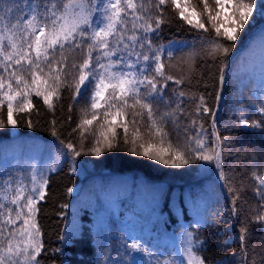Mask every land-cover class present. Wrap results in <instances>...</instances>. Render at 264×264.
<instances>
[{
  "label": "snow or ice",
  "instance_id": "snow-or-ice-1",
  "mask_svg": "<svg viewBox=\"0 0 264 264\" xmlns=\"http://www.w3.org/2000/svg\"><path fill=\"white\" fill-rule=\"evenodd\" d=\"M255 5L256 0H0V129L15 128L17 116L30 115L34 97L55 115L63 92L70 91L73 103L79 102L77 97L86 102L69 133L78 137L79 146L75 140H60L67 152L59 154L72 162L71 171H76L75 158L85 154L89 137L86 154L94 156L123 143L131 144L133 154L164 165L181 167L203 161L214 164L231 197V213L238 216L241 209L237 202L243 199L247 185L224 170L221 149L229 138L216 128V111L200 95L195 117L184 127L183 140L174 142L169 125L179 129L182 117L191 113L183 107L188 95L183 87H173L171 96L167 90L170 82L182 86L193 79L201 53L214 58L227 56L255 18ZM169 8L175 17L168 16ZM174 20L198 35L200 52H185L188 46L181 41L157 43L164 27ZM177 52L182 55L177 57ZM178 66L182 70L174 75L171 69ZM225 66L220 69L221 82ZM257 96L259 103L252 107L259 118L250 120L241 109L239 126L264 130V87ZM68 111L72 112L71 104ZM205 114L212 121L211 133L200 122ZM68 120L72 121L71 115ZM50 123L52 135L59 138L57 120ZM25 126L32 128V120H26ZM142 128L150 139H144ZM256 159L253 155L250 161L255 182L251 191L258 203L252 208L251 220L240 225L242 264H257L256 257L249 260L246 247L250 225L264 228V165ZM55 170L53 163L48 171ZM48 183L45 171L35 165L27 172L17 171L0 179V264H41L45 244L38 205L45 199ZM202 223L203 218L198 219L196 228ZM205 245L198 231H186L184 259L173 257L157 264H207L199 254ZM126 247L146 252L135 240ZM133 264L138 262L133 260ZM259 264H264V256Z\"/></svg>",
  "mask_w": 264,
  "mask_h": 264
},
{
  "label": "trees",
  "instance_id": "trees-1",
  "mask_svg": "<svg viewBox=\"0 0 264 264\" xmlns=\"http://www.w3.org/2000/svg\"><path fill=\"white\" fill-rule=\"evenodd\" d=\"M258 3L264 8L263 2ZM168 16L175 17L170 8ZM259 20L257 18L253 24L246 26L227 56L220 54L214 58L201 53L196 58L193 79L182 86L170 82L167 90L171 96L173 87H183L188 94L183 107L186 113H191L182 117L179 129L169 125L168 131L174 142L178 138L183 140L184 127L195 117V104L199 102L200 95L216 111V128L221 136L229 138L221 149L224 170L231 171L247 185L243 199L237 202L241 209L238 216L231 213V197L214 164L203 161L181 167L164 165L133 154L129 151L131 144L123 143L100 156H94L86 154L91 142L89 137L83 149L85 154L75 158L76 171H71L72 162L59 154L67 152L60 140H75L79 146L78 137L69 136V133L78 123L86 102L77 97L79 102L73 103L70 91L63 92L55 115L43 105L42 100L34 97L30 115L17 116L18 126L15 128L0 129V179L9 174L15 175L17 171L27 172L30 165L44 170L48 177L45 199L38 205V221L45 244L41 264H132L134 250L126 247L129 243L122 219L125 211L136 212L138 207L144 210L133 220L132 227L135 240L146 249L140 254L151 258L145 264H157L160 261L158 256L184 259V233L194 230L200 233V239L206 241L204 250L199 254L206 258L207 264H242V244L238 239L240 225L251 220L254 214L252 208L258 203L251 191L255 182L251 176L253 165L250 161L255 155L256 163L264 165V130L238 125L240 111L235 108L239 102L235 101L236 77L232 71L238 67L235 53L250 46L248 40L255 34ZM181 24V21L174 20L170 26H165L157 43L181 41L188 46L185 52H200L198 35L188 31L187 26L181 27ZM181 55L176 53L177 57ZM173 63L176 64V61ZM222 65H226L223 82L220 81ZM181 70L182 66H178L171 72L179 75ZM70 104L71 113L68 111ZM243 110L250 120L259 118L257 112L248 108ZM69 115L72 116L71 122ZM3 118L6 119V113ZM29 119L33 122L32 128L25 126V121ZM53 119L57 120L59 138L52 135L50 122ZM200 122L211 133L212 121L207 114ZM117 131L122 132L121 129ZM142 132L145 140L150 139L144 128ZM53 163L56 170L48 171ZM69 188L71 193L67 191ZM145 192L152 204L147 199L144 208L140 200ZM132 206H135L134 210ZM200 218H203V223L197 229L196 221ZM61 236L65 240H61ZM246 247L249 260L256 257L259 264L264 256V228L250 225ZM54 249L61 251L55 252ZM159 251L161 255L157 254ZM156 257L157 260H154Z\"/></svg>",
  "mask_w": 264,
  "mask_h": 264
},
{
  "label": "rangeland",
  "instance_id": "rangeland-1",
  "mask_svg": "<svg viewBox=\"0 0 264 264\" xmlns=\"http://www.w3.org/2000/svg\"><path fill=\"white\" fill-rule=\"evenodd\" d=\"M257 1H261L264 3V0ZM262 13H264V8L260 7L259 3L256 2L254 10L255 18L251 20V23H254L257 18L261 19L262 22L260 21L261 24L257 29L259 32V36L256 38V41L254 42L252 47L241 51L239 54V68L235 72V76L242 75L238 79H236L235 86V91L237 92V97L235 98V100L242 103L237 106L239 107V109H244L247 106L249 109L254 110L252 107L253 104L259 103L257 94L261 90V88L264 87V40L261 39L262 34H264V15H262ZM243 102H246V104H243ZM145 194H143L144 197L142 196L140 202L143 203L144 201H147V199H149L150 203L152 204L148 193L145 192ZM139 213L140 210H138L135 214L126 212L124 215L125 217L123 218V222L125 225V238L129 244L132 243L133 240H135L132 221L133 218L137 217ZM140 253L141 252L134 250L133 260L138 262V264H145V262L151 260V258H149L147 255H141ZM157 254L161 255V252L159 251L157 252ZM140 256L143 261H140ZM158 257H160V261L169 259L167 257ZM154 260H157V257Z\"/></svg>",
  "mask_w": 264,
  "mask_h": 264
}]
</instances>
